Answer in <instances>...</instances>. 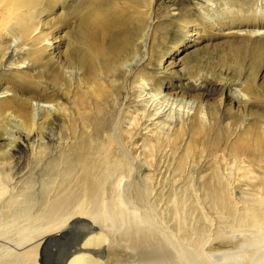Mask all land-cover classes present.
<instances>
[{
  "label": "rangeland",
  "instance_id": "obj_1",
  "mask_svg": "<svg viewBox=\"0 0 264 264\" xmlns=\"http://www.w3.org/2000/svg\"><path fill=\"white\" fill-rule=\"evenodd\" d=\"M35 32L46 49L24 47ZM1 177L0 264H188L190 193L263 217L264 0H0Z\"/></svg>",
  "mask_w": 264,
  "mask_h": 264
},
{
  "label": "bare ground",
  "instance_id": "obj_2",
  "mask_svg": "<svg viewBox=\"0 0 264 264\" xmlns=\"http://www.w3.org/2000/svg\"><path fill=\"white\" fill-rule=\"evenodd\" d=\"M100 16V15H99ZM241 30H237V29H230L228 31H226V34H234V33H239ZM257 31L259 33L262 32L261 29H257ZM37 32H35L34 34H27L25 36V44H24V47L27 48V49H37V50H40V49H46V42H43L40 39V36L38 34H36ZM12 34V33H11ZM97 53V52H96ZM45 105V104H44ZM155 112H157L155 110ZM160 114V111L159 113H151V115H158ZM150 115V114H149ZM150 115V116H151ZM153 117V116H152ZM157 117V116H156ZM160 117V116H159ZM151 118V117H150ZM109 168V167H108ZM112 172V171H111ZM119 174H121L120 172H118ZM231 170L227 173H225L224 175H222L221 178H219L220 180H223L224 182H226V186L229 187L230 186V183L229 182V179L228 177L231 176ZM112 174V173H111ZM117 174V173H116ZM122 175V174H121ZM121 175L119 176H116V178L112 181V185L111 187L114 189L115 193L112 195V200H115L116 202H119V203H124L125 202H128L129 200L126 199L124 200L125 198L124 197H121V195L119 194L121 191H120V188H119V183L121 182V180H123V177H121ZM109 177V176H108ZM110 178V177H109ZM219 181V180H218ZM217 181V182H218ZM7 182V181H6ZM5 184V180L4 178H0V193H2L3 189L5 188V186H3ZM234 184V183H233ZM7 189V188H6ZM219 192V191H218ZM188 193V192H187ZM184 194V192L182 193ZM221 194V193H220ZM123 196V195H122ZM178 196V195H177ZM183 196V195H182ZM199 196V195H198ZM231 196V194H230ZM175 197V195H174ZM184 197V196H183ZM229 197V196H228ZM105 198V197H104ZM102 199V197L100 196L98 198V201L96 203L97 206H102L107 200L106 199ZM132 198V197H131ZM177 198V197H176ZM180 198V197H178ZM162 199V198H161ZM222 199V198H221ZM138 200V199H137ZM178 200V199H177ZM191 201V203H188V201ZM145 201V200H144ZM230 201V200H229ZM264 201V200H263ZM115 202V203H116ZM179 201H177L178 203ZM114 203V202H113ZM135 203V201H134ZM166 203V202H165ZM210 203H211V199H208V198H205V196L201 199V198H197V195H195V193H190V196H186L182 199V203H181V206H185L187 204H189V207H185L186 208V211H187V214L184 212L183 215H187V216H184L183 219L185 217L188 218V221H186L187 223H185V227H184V230L182 231V229L180 230L182 237H186V241L187 243H182V247L181 249L185 250L184 252H186V262L188 261L189 263L188 264H264V216L262 217L261 214H259V211L256 209L255 206L251 205L249 203V201L247 200H242L240 199L239 197H236V198H231V209L229 211H226L225 209L224 210H214L212 209V211H209V206H210ZM107 204V203H106ZM104 204V205H106ZM117 204V203H116ZM144 204V203H143ZM253 204V203H252ZM261 204V203H260ZM96 205H93V206H96ZM141 205V203H140ZM149 205V204H148ZM167 205V204H166ZM212 205V204H211ZM145 206V205H144ZM208 206V207H207ZM137 207V205H133V210L131 211L132 213L136 211L135 208ZM167 207V206H166ZM213 207H215L213 205ZM96 208V207H95ZM104 208V207H102ZM189 208V209H188ZM206 208H208V211L212 214V215H209L206 211ZM146 209V207H145ZM182 209V208H181ZM184 210V209H182ZM85 211V209H84ZM150 211V210H149ZM152 211V210H151ZM110 212V211H109ZM124 212V210H123ZM138 213V211H136ZM136 212L134 214H131L129 211H128V214L129 216L130 215H136ZM182 212V211H181ZM182 212V213H183ZM85 213V212H84ZM108 213V212H107ZM119 215L122 213V209L120 211H118ZM145 213V212H144ZM262 213V212H261ZM101 214V213H99ZM105 214V213H104ZM109 214V213H108ZM114 214V213H113ZM79 215V214H78ZM77 215V216H78ZM85 215V214H84ZM83 215V216H84ZM123 214H121L122 217ZM264 215V214H263ZM80 216V215H79ZM88 216V213L87 215ZM103 216V215H102ZM105 216V215H104ZM109 216V215H108ZM126 216V215H125ZM147 215H145L146 217ZM153 216V214H152ZM176 216V215H175ZM182 216V215H181ZM93 217V216H92ZM106 217V216H105ZM143 217V215H142ZM154 217V216H153ZM214 217H216L217 219V222H220L222 225L224 226H228V229L229 230H233V234L232 236H230L229 238L230 239H236V241H239L237 244H236V249L233 250V251H230V250H218V246L217 248L215 247V245L212 246V244H215L214 242V238L212 237V232L216 230H213V224H215V222L213 223V220H214ZM91 218V217H90ZM103 218V217H102ZM112 218V217H111ZM110 218V220H111ZM116 218V217H115ZM114 218V220H115ZM147 218V217H146ZM119 219V218H117ZM133 219V218H132ZM148 219V218H147ZM215 219V220H216ZM113 220V219H112ZM113 220V221H114ZM125 220V217L123 218V221L121 219L122 222H124ZM138 220V219H137ZM152 220V219H151ZM158 220V219H157ZM108 221V220H107ZM119 221V222H121ZM176 221V220H175ZM185 221V220H184ZM15 222V220H14ZM59 221H57L58 223ZM170 222V221H169ZM168 222V224H169ZM173 222V221H172ZM183 222V221H182ZM181 221L178 223H182ZM199 222V224H198ZM216 222V223H217ZM64 224V221L62 222ZM117 223V222H115ZM140 223V222H138ZM153 223V222H152ZM156 222H154L153 225H155ZM178 223L175 225V226H178ZM6 224V223H5ZM66 224V223H65ZM121 224V223H120ZM124 225L127 224L126 222L123 223ZM131 224V223H130ZM137 224V223H136ZM149 224V223H148ZM160 224V222H159ZM163 224V223H162ZM167 224V225H168ZM29 225V224H28ZM27 225V226H28ZM62 225V224H61ZM116 225V224H115ZM151 225V224H149ZM166 225V224H165ZM220 224L218 223V226ZM30 226V225H29ZM36 226V225H35ZM40 226V224H39ZM39 226H36V229H39ZM76 226V225H75ZM119 224L116 225V227L112 226L113 230L115 229H118ZM122 226V224H121ZM133 226V225H132ZM139 226V225H138ZM157 226V225H156ZM161 226V225H160ZM164 226V225H163ZM171 226V228H170ZM182 228L184 226V224L182 223ZM218 226H216L217 228H219ZM126 227V225H125ZM152 227V226H151ZM150 227V228H151ZM174 227L173 223L169 225V229L172 230V228ZM215 227V228H216ZM231 229H230V228ZM67 228V226H66ZM111 228V227H110ZM111 228V229H112ZM127 228V227H126ZM139 228V227H138ZM144 228V227H143ZM155 228V227H153ZM222 228V227H221ZM31 231L33 230L32 228H30ZM35 227H34V230H36ZM43 228H41L42 230ZM51 229H53V227H51ZM63 229V228H62ZM130 229V228H128ZM177 229V228H176ZM220 229V228H219ZM223 229V230H222ZM221 229V232L223 231V233L226 231L224 229V227ZM227 229V230H228ZM21 230V229H20ZM132 230V229H131ZM134 230V229H133ZM132 230V231H133ZM146 230V229H145ZM179 230V228H178ZM55 231V230H54ZM147 231V230H146ZM59 232V231H58ZM131 232V231H129ZM135 231H133L134 233ZM137 232V231H136ZM156 232V231H155ZM161 233V231H159ZM179 232V231H178ZM230 232V231H229ZM20 233V232H19ZM18 233V234H19ZM22 233V232H21ZM142 233V232H141ZM140 233V234H141ZM145 233V231H144ZM167 233V232H165ZM173 233V232H172ZM32 234L30 231L29 233H25V234H19V236H21L20 238V242L23 243L24 245H27L31 240H32ZM41 234V233H40ZM53 234V233H52ZM55 234H57L55 232ZM135 234V233H134ZM169 234H171L169 232ZM220 233H218L217 235H219ZM222 234V233H221ZM163 235V234H162ZM174 235V234H173ZM175 236V235H174ZM178 236V235H177ZM10 237V236H9ZM141 238L145 237V234L144 236L141 235L140 236ZM163 237H166V235H164ZM168 237V236H167ZM171 237V236H170ZM181 236L179 238H176V239H180V241H182L184 238H182ZM228 237V236H227ZM3 238V237H2ZM182 238V240H181ZM18 239V238H17ZM139 239V238H138ZM172 239V238H171ZM175 239V240H176ZM225 239V238H224ZM133 240V239H132ZM135 240V239H134ZM158 240V239H156ZM163 240V239H162ZM168 241V239H166ZM228 240V239H227ZM4 241V240H3ZM12 241V240H11ZM139 243H142V239L141 240H138ZM150 245L151 243H156L155 241L154 242H150L148 240H146ZM159 241V240H158ZM180 241H177V242H180ZM214 241V242H213ZM145 242V241H144ZM163 242V241H162ZM227 242V241H226ZM235 242V241H234ZM137 243V242H136ZM135 243V244H136ZM165 243V241H164ZM163 243V244H164ZM232 243V242H231ZM17 244V243H16ZM15 244V245H16ZM133 244V243H132ZM157 244V243H156ZM234 244V243H233ZM8 245V244H7ZM21 245V244H20ZM171 245V244H169ZM135 246V245H134ZM151 246V245H150ZM158 246V245H157ZM162 246V244H161ZM173 246H175L173 244ZM29 247V246H28ZM146 247V246H145ZM143 245H140L139 248H145ZM231 247H234V246H231ZM14 248V246H13ZM176 248V247H174ZM173 248V249H174ZM31 249V248H30ZM160 249V247L158 248ZM168 249V248H167ZM177 249V248H176ZM179 249V248H178ZM248 250V249H252L250 252L249 250L247 252L248 255H245V256H248V257H245L243 256L244 258H242L243 260H240V259H236L237 256H241V254H247V252L245 250ZM22 250V249H21ZM157 250V249H155ZM171 250V249H170ZM175 250V249H174ZM25 251V249H24ZM29 251V250H28ZM132 251V250H131ZM142 251V250H141ZM151 251V250H150ZM159 251V250H158ZM157 251V252H158ZM172 251V250H171ZM20 252V251H19ZM180 253H182L183 251H179ZM242 252H246V253H242ZM159 253V252H158ZM162 253V251H161ZM177 253V252H176ZM179 253V254H180ZM27 254V253H26ZM30 254V253H28ZM178 254V253H177ZM31 255V254H30ZM137 255V254H136ZM154 255V254H153ZM175 255V254H174ZM185 255V253H182V256ZM164 256V257H163ZM161 256L160 254L156 257H153L152 254H150L148 252V250H145L143 253H142V258L144 260V264H165L166 261H169L171 264H177L176 262L174 263L173 262V258H171V256H168V255H163ZM1 257V256H0ZM26 257V256H25ZM23 257V256H20V259L18 260V263L20 264H23V260H25L26 258ZM131 257H134V255ZM136 257V256H135ZM169 257V258H168ZM17 258V257H16ZM139 258V257H138ZM236 259V260H233V259ZM246 258V259H245ZM18 259V258H17ZM9 260V259H8ZM175 260V259H174ZM237 260H240V261H237ZM34 261V260H33ZM134 262L136 260L131 259L129 258L128 261L126 262L128 264V262ZM152 263H151V262ZM165 261V262H164ZM25 262V261H24ZM180 262H183V261H180ZM185 262V263H186ZM0 263H1V260H0ZM3 263V262H2ZM31 263V262H30ZM125 263V262H124ZM125 263V264H126ZM7 264V263H5ZM17 264V263H16ZM28 264V263H27ZM130 264V263H129ZM132 264V263H131ZM135 264V263H134ZM180 264V263H179ZM182 264V263H181Z\"/></svg>",
  "mask_w": 264,
  "mask_h": 264
}]
</instances>
